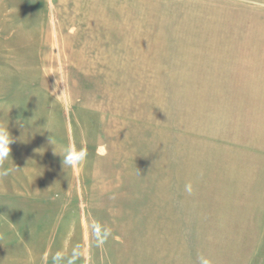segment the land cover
Instances as JSON below:
<instances>
[{"label":"rangeland","instance_id":"1","mask_svg":"<svg viewBox=\"0 0 264 264\" xmlns=\"http://www.w3.org/2000/svg\"><path fill=\"white\" fill-rule=\"evenodd\" d=\"M0 124V264H264V0H0Z\"/></svg>","mask_w":264,"mask_h":264},{"label":"clouds","instance_id":"2","mask_svg":"<svg viewBox=\"0 0 264 264\" xmlns=\"http://www.w3.org/2000/svg\"><path fill=\"white\" fill-rule=\"evenodd\" d=\"M53 95H56V90L52 91ZM13 138L9 133L8 124H0V178L6 177L13 171H19L15 166L6 167V163L9 160L11 152V144ZM50 143L54 148V154L62 158L63 169L77 168L81 163L86 160L87 152L85 149L77 150L73 145H60L56 139L51 135ZM59 149V154L57 150ZM186 191L191 194V185H186ZM59 254L53 257V264H56L59 259ZM200 264H211V262L204 257L199 258Z\"/></svg>","mask_w":264,"mask_h":264}]
</instances>
